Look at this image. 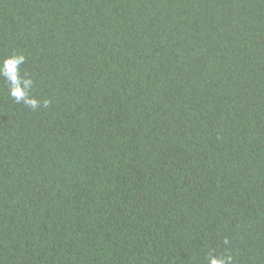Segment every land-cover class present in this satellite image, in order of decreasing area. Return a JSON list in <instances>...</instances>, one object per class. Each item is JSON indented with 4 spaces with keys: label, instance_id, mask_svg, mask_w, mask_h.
I'll list each match as a JSON object with an SVG mask.
<instances>
[{
    "label": "trees",
    "instance_id": "obj_1",
    "mask_svg": "<svg viewBox=\"0 0 264 264\" xmlns=\"http://www.w3.org/2000/svg\"><path fill=\"white\" fill-rule=\"evenodd\" d=\"M16 54L0 264H264V0H0Z\"/></svg>",
    "mask_w": 264,
    "mask_h": 264
},
{
    "label": "clouds",
    "instance_id": "obj_2",
    "mask_svg": "<svg viewBox=\"0 0 264 264\" xmlns=\"http://www.w3.org/2000/svg\"><path fill=\"white\" fill-rule=\"evenodd\" d=\"M24 63L25 56L23 54L5 57L0 62V79L7 84L8 93L16 103H23L35 109L40 106L41 102L29 95L34 82L27 73L22 72ZM43 104L47 107L48 101L45 100ZM206 259L209 264H232L233 257L210 255Z\"/></svg>",
    "mask_w": 264,
    "mask_h": 264
}]
</instances>
